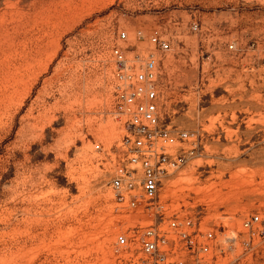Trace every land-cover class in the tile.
<instances>
[{"label":"rangeland","instance_id":"1","mask_svg":"<svg viewBox=\"0 0 264 264\" xmlns=\"http://www.w3.org/2000/svg\"><path fill=\"white\" fill-rule=\"evenodd\" d=\"M150 54L161 117L199 148L151 209L130 210L111 187L130 129L119 74ZM255 214L264 220V0H0V264H200L186 248L208 232L225 250L206 257L225 264L223 244L237 235L241 251ZM150 227L188 238L168 235L159 261L141 245ZM255 244L242 252L264 264Z\"/></svg>","mask_w":264,"mask_h":264},{"label":"built area","instance_id":"2","mask_svg":"<svg viewBox=\"0 0 264 264\" xmlns=\"http://www.w3.org/2000/svg\"><path fill=\"white\" fill-rule=\"evenodd\" d=\"M197 29V24L193 25ZM141 35V33H139ZM142 37V36H141ZM121 40H127L128 35L122 32L119 35ZM150 43L159 50L168 51L170 42L157 33L149 38ZM231 48L233 46L231 45ZM119 66L125 68L126 59L119 49L114 50ZM157 68L158 61L155 55L150 54L145 60L142 70L127 76L119 74L124 80L118 93V107L128 117L130 129L124 139L126 157L123 160L121 172L112 180L111 187L115 192L118 203L125 205L130 210L151 209L156 201L160 188L163 186L164 178L173 172L184 167L198 153L199 144L195 139L196 135L187 130L174 129L161 117L159 93L157 90ZM126 69V68H125ZM143 205V206H140ZM172 227H177L172 222ZM186 225L192 223L187 222ZM163 231L162 233L150 227L146 230L147 238L141 241L146 254L154 255L159 261H167L166 254L160 251L168 243V235H177L176 228ZM243 232L246 236L244 241L245 250L251 246L256 247V241L264 240V220L260 214H255L243 222ZM179 237L187 239L186 232H180ZM217 241L212 232L205 234L204 241L195 243L191 239L186 250L192 254L208 256L214 248L224 251V246L213 244ZM118 244L125 246L129 239L126 235L118 237ZM238 236L228 238L225 245L233 252V258L225 264H248V256L238 251ZM198 247V251H197ZM200 257V264H219V261L211 257ZM175 264H185L177 261Z\"/></svg>","mask_w":264,"mask_h":264}]
</instances>
